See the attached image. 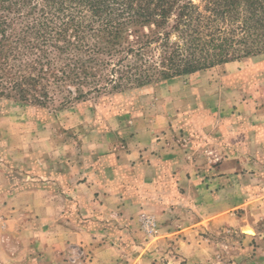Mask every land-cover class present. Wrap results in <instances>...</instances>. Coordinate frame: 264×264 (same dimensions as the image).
Returning <instances> with one entry per match:
<instances>
[{
  "label": "rangeland",
  "instance_id": "rangeland-1",
  "mask_svg": "<svg viewBox=\"0 0 264 264\" xmlns=\"http://www.w3.org/2000/svg\"><path fill=\"white\" fill-rule=\"evenodd\" d=\"M0 264H264V54L99 104L0 102Z\"/></svg>",
  "mask_w": 264,
  "mask_h": 264
},
{
  "label": "trees",
  "instance_id": "trees-1",
  "mask_svg": "<svg viewBox=\"0 0 264 264\" xmlns=\"http://www.w3.org/2000/svg\"><path fill=\"white\" fill-rule=\"evenodd\" d=\"M264 54V0H0V102L62 110Z\"/></svg>",
  "mask_w": 264,
  "mask_h": 264
},
{
  "label": "crops",
  "instance_id": "crops-1",
  "mask_svg": "<svg viewBox=\"0 0 264 264\" xmlns=\"http://www.w3.org/2000/svg\"><path fill=\"white\" fill-rule=\"evenodd\" d=\"M187 258H189V256H187Z\"/></svg>",
  "mask_w": 264,
  "mask_h": 264
}]
</instances>
